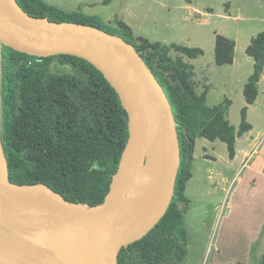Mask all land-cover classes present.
Masks as SVG:
<instances>
[{"label":"trees","instance_id":"obj_1","mask_svg":"<svg viewBox=\"0 0 264 264\" xmlns=\"http://www.w3.org/2000/svg\"><path fill=\"white\" fill-rule=\"evenodd\" d=\"M16 1L34 17L102 29L99 16L94 14L66 11L45 0ZM230 5L231 0H226L227 9ZM114 22L117 31L109 32L131 43L161 84L177 123L180 145V165L170 205L148 233L122 247L118 264H183L189 242L185 216L191 204L186 188L193 176L196 141L198 137L219 139L227 144L233 158L237 137L252 129L247 111L258 97L264 71V30L247 47L254 59V71L244 86L247 105L242 108L237 129L226 118L230 99L209 106L208 88L201 94L197 91L194 65L183 55L197 58L204 54L202 48L140 39L124 20L115 17ZM235 46V40L217 34L216 63L233 64ZM54 63L70 69L54 71ZM0 67L1 140L11 183H41L71 202L92 207L103 203L129 138L128 113L115 88L91 62L71 54L37 56L2 44ZM251 257L264 264L261 238L252 244Z\"/></svg>","mask_w":264,"mask_h":264},{"label":"water","instance_id":"obj_2","mask_svg":"<svg viewBox=\"0 0 264 264\" xmlns=\"http://www.w3.org/2000/svg\"><path fill=\"white\" fill-rule=\"evenodd\" d=\"M2 44L91 62L120 96L129 138L108 195L92 207L68 201L45 184L11 183L0 123V264H118L122 247L158 223L174 194L180 145L161 84L118 34L34 17L16 0H0V51Z\"/></svg>","mask_w":264,"mask_h":264},{"label":"rangeland","instance_id":"obj_3","mask_svg":"<svg viewBox=\"0 0 264 264\" xmlns=\"http://www.w3.org/2000/svg\"><path fill=\"white\" fill-rule=\"evenodd\" d=\"M45 1L66 11L81 10L97 15L102 29L108 32L117 31L114 19L118 17L133 28L137 38L202 48L204 54L197 58L183 55L185 61L194 65L197 91L201 94L208 88L206 103L209 106L230 99L226 118L231 125L239 128L242 108L247 105L244 86L254 71V59L247 53V47L251 39L264 30V0H231L229 9L226 0H193L192 3L185 0H110L108 3L104 0ZM217 34L235 40L233 64L216 63ZM172 54L177 55L175 51ZM51 69L64 72L70 68L54 63ZM259 89L255 106L250 107L249 104L247 111V121L257 129L264 127V79ZM244 139L245 136L237 137L238 148L245 142ZM241 168V159L232 160L225 142L198 137L192 164L194 177L189 184L191 204L185 216L190 235L188 256L183 264H212L222 228L240 226L243 211L254 206L251 198L245 204L237 199L235 205L230 206L234 188L242 181L238 180L243 175ZM210 171H224L229 176V182L212 180ZM258 261L252 260L253 264H258Z\"/></svg>","mask_w":264,"mask_h":264},{"label":"crops","instance_id":"obj_4","mask_svg":"<svg viewBox=\"0 0 264 264\" xmlns=\"http://www.w3.org/2000/svg\"><path fill=\"white\" fill-rule=\"evenodd\" d=\"M263 79L264 71L258 84L259 88ZM256 102L257 99L254 103L250 104V107L255 106ZM251 125L252 129L243 135L245 136V142L239 148L236 146V153L232 158L234 161L238 158L241 159L243 175L242 178L241 176L238 177L239 182L242 181L234 188V198L230 201V206L233 203L235 205L237 199L243 201V204H245L248 198L252 199L254 206L243 211V220L239 222L241 223L240 226H231L228 229H225L224 226L222 228L218 237L217 253L214 254L212 264H235L239 261L245 264H253L251 247L259 238H261V250L264 251V233H262L264 229V127L257 129L252 123ZM260 141L262 143L256 150ZM254 146L255 149L252 150ZM227 171H229V168H227ZM209 174H211L214 181L226 183L230 180L224 171H210ZM193 177L194 172L186 188V195L188 197L189 184ZM238 192H240L239 196ZM230 213L231 211L229 210V215Z\"/></svg>","mask_w":264,"mask_h":264},{"label":"bare ground","instance_id":"obj_5","mask_svg":"<svg viewBox=\"0 0 264 264\" xmlns=\"http://www.w3.org/2000/svg\"><path fill=\"white\" fill-rule=\"evenodd\" d=\"M0 154H2V148L0 147Z\"/></svg>","mask_w":264,"mask_h":264},{"label":"built area","instance_id":"obj_6","mask_svg":"<svg viewBox=\"0 0 264 264\" xmlns=\"http://www.w3.org/2000/svg\"><path fill=\"white\" fill-rule=\"evenodd\" d=\"M259 148V144L257 145V148H256V150Z\"/></svg>","mask_w":264,"mask_h":264}]
</instances>
